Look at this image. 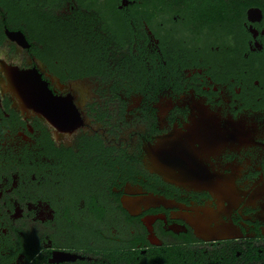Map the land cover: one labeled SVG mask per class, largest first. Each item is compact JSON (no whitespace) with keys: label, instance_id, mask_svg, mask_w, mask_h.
<instances>
[{"label":"flooded vegetation","instance_id":"obj_1","mask_svg":"<svg viewBox=\"0 0 264 264\" xmlns=\"http://www.w3.org/2000/svg\"><path fill=\"white\" fill-rule=\"evenodd\" d=\"M0 32L73 127L0 71V264H264V2L0 0Z\"/></svg>","mask_w":264,"mask_h":264},{"label":"water","instance_id":"obj_2","mask_svg":"<svg viewBox=\"0 0 264 264\" xmlns=\"http://www.w3.org/2000/svg\"><path fill=\"white\" fill-rule=\"evenodd\" d=\"M4 32L7 39L19 47H28V43L20 31L11 32L6 29ZM0 71L7 84L4 85L5 89L22 105L41 114L50 124L68 126V129L73 128L71 127V110L60 98L54 96L34 69L23 70L0 60ZM64 258L71 259V256Z\"/></svg>","mask_w":264,"mask_h":264},{"label":"trees","instance_id":"obj_3","mask_svg":"<svg viewBox=\"0 0 264 264\" xmlns=\"http://www.w3.org/2000/svg\"><path fill=\"white\" fill-rule=\"evenodd\" d=\"M229 2L241 3V4L248 6V5L260 4V3L264 2V0H229ZM5 10L8 13V17H9L8 21L17 24L19 22V18L21 15L20 9L17 7H9V8H6ZM2 40H3V35L0 32V45L2 43Z\"/></svg>","mask_w":264,"mask_h":264}]
</instances>
